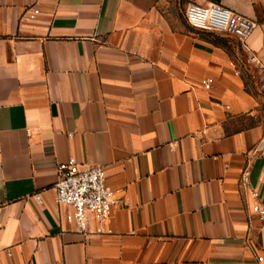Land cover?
I'll use <instances>...</instances> for the list:
<instances>
[{
  "label": "crops",
  "instance_id": "crops-1",
  "mask_svg": "<svg viewBox=\"0 0 264 264\" xmlns=\"http://www.w3.org/2000/svg\"><path fill=\"white\" fill-rule=\"evenodd\" d=\"M190 2L257 20L248 48ZM263 87L264 0H0V264H264ZM72 157L112 232L54 203Z\"/></svg>",
  "mask_w": 264,
  "mask_h": 264
},
{
  "label": "built area",
  "instance_id": "built-area-1",
  "mask_svg": "<svg viewBox=\"0 0 264 264\" xmlns=\"http://www.w3.org/2000/svg\"><path fill=\"white\" fill-rule=\"evenodd\" d=\"M39 9H35L38 13ZM186 18L189 24L199 30L231 36L248 48V40L258 26V21L230 7L211 2L202 4L190 2L186 7ZM213 78L204 80L210 88ZM264 91V87H263ZM59 179L55 185L54 203L67 209L66 220L83 234L110 233L107 227L114 208L122 202L116 191L108 184L104 166L96 164L82 167L76 158L59 165ZM248 180V172L244 173ZM251 194L258 198L259 191L251 189ZM35 197L42 200V193ZM255 210L264 219V205L255 204ZM259 259L262 261L263 256Z\"/></svg>",
  "mask_w": 264,
  "mask_h": 264
}]
</instances>
